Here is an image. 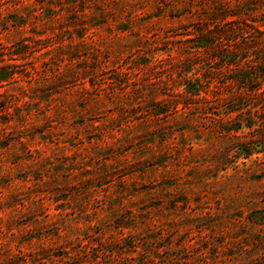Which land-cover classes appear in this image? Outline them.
<instances>
[{
    "label": "rangeland",
    "instance_id": "obj_1",
    "mask_svg": "<svg viewBox=\"0 0 264 264\" xmlns=\"http://www.w3.org/2000/svg\"><path fill=\"white\" fill-rule=\"evenodd\" d=\"M226 23L254 60L264 0H0V264H264V108L177 68Z\"/></svg>",
    "mask_w": 264,
    "mask_h": 264
},
{
    "label": "trees",
    "instance_id": "obj_2",
    "mask_svg": "<svg viewBox=\"0 0 264 264\" xmlns=\"http://www.w3.org/2000/svg\"><path fill=\"white\" fill-rule=\"evenodd\" d=\"M229 25L231 23L217 24L215 29L207 28L206 31L201 30L195 38L184 41V43H192L193 45V47H189L192 51L187 52L185 58L182 57L177 67L179 74H181V85L185 87L186 94L189 95L184 102V106L187 108L197 104L194 97H200L202 93H205V97L199 99V101L208 104L211 102L206 98L209 93L220 94L222 91L229 90L228 95L224 97L218 95L214 97L216 98L215 100L223 102V105L229 107V114L239 113L238 117H241L243 111L249 108V110L255 109L254 116L261 118V113L257 108H264V91H262L264 84V45L259 44L260 48L255 51V59L248 60L244 53L246 49L228 45L230 41L228 37L234 33L240 34V32L244 31L243 28L237 26V28L233 29L229 28ZM204 54L211 58L208 63L209 70L202 77L199 76V73H193L192 77L185 75L190 72L185 69V65L190 64L193 60H199ZM246 60H248L247 63ZM229 68H231L232 73L226 79L229 82H227L229 85H226L227 83L223 82L222 79L226 76L224 75V70ZM15 74V71L1 73L0 86L4 82L14 80ZM213 82L219 84L215 87L216 91L211 90ZM247 113H251V111H247ZM236 124L230 129L235 133L242 129L241 123ZM253 126L250 124L247 125V128L252 129ZM258 146H264V142L254 141L247 147L241 145L239 148L242 150L240 152L241 156L248 159L253 154L260 153L256 149Z\"/></svg>",
    "mask_w": 264,
    "mask_h": 264
}]
</instances>
